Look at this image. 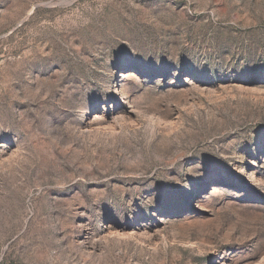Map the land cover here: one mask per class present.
Wrapping results in <instances>:
<instances>
[{
	"label": "rangeland",
	"instance_id": "rangeland-1",
	"mask_svg": "<svg viewBox=\"0 0 264 264\" xmlns=\"http://www.w3.org/2000/svg\"><path fill=\"white\" fill-rule=\"evenodd\" d=\"M0 264H264V0H0Z\"/></svg>",
	"mask_w": 264,
	"mask_h": 264
}]
</instances>
